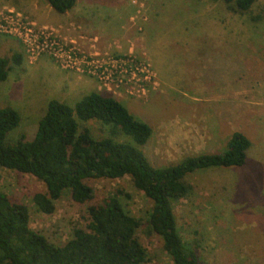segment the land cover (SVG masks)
Returning a JSON list of instances; mask_svg holds the SVG:
<instances>
[{
	"label": "rangeland",
	"instance_id": "obj_1",
	"mask_svg": "<svg viewBox=\"0 0 264 264\" xmlns=\"http://www.w3.org/2000/svg\"><path fill=\"white\" fill-rule=\"evenodd\" d=\"M6 8L47 27L70 48H81L87 61L107 60L105 53L117 59L131 55L144 57L152 70L144 95L126 93L131 83L114 94L98 78L65 70L51 56L30 62L16 38L0 36V57L23 54L22 64L13 62L7 80L0 83V108L13 107L21 115L8 144L22 135L34 138L49 101L74 106L92 92L119 99L152 127L153 135L142 148L157 167L202 153H223L232 134L240 131L252 142L245 165L189 175L193 189L173 207L183 241L197 250L202 264H264V0L247 12L224 0H77L65 14L48 0H0V10ZM80 126L96 138L112 135L110 125L101 122L80 121ZM114 138L134 143L123 133ZM86 182L94 189L92 202L118 195L142 219L138 235L148 252L145 264H174L148 223L151 200L129 176ZM46 190L31 174L0 169V192L27 205L31 228L63 246L76 228L88 224L89 203L75 202L68 190L56 201L55 211L46 214L33 201Z\"/></svg>",
	"mask_w": 264,
	"mask_h": 264
},
{
	"label": "trees",
	"instance_id": "obj_2",
	"mask_svg": "<svg viewBox=\"0 0 264 264\" xmlns=\"http://www.w3.org/2000/svg\"><path fill=\"white\" fill-rule=\"evenodd\" d=\"M224 1L247 12L257 0ZM48 2L60 14L77 4V0ZM13 62L22 64L23 54L0 57V83L7 80ZM80 121L110 125L112 135L96 138L90 129H81ZM20 123L15 108H0V169L31 174L45 184L46 192L33 197L39 211L52 214L56 201L70 190L75 202L89 203V219L85 228H76L72 238L58 246L31 228L27 205L0 192V264H145L148 252L138 235L142 219L133 216L118 195L92 202L94 189L86 182L126 176L151 200L148 223L173 263L202 264L197 250L183 241L173 202L191 193L189 175L213 167H241L252 146L244 133L235 131L223 153H202L166 167L154 166L142 148L153 135L152 127L136 119L119 99L100 92L88 94L74 106L49 101L34 138L22 135L8 144V134ZM121 133L134 143L115 140Z\"/></svg>",
	"mask_w": 264,
	"mask_h": 264
},
{
	"label": "built area",
	"instance_id": "obj_3",
	"mask_svg": "<svg viewBox=\"0 0 264 264\" xmlns=\"http://www.w3.org/2000/svg\"><path fill=\"white\" fill-rule=\"evenodd\" d=\"M0 36L16 38L23 45L30 62L43 55L51 56L65 70L87 73L98 78L101 85L114 94L121 91L124 83H131L133 85L126 88V93L140 97L146 93L144 82L152 78L150 64L144 57L136 59L130 55L128 58L117 59L105 53L107 60L87 61L84 55L86 52L81 48H70L68 44L61 43L50 29L37 25L14 8L0 10ZM136 84L140 89L136 88Z\"/></svg>",
	"mask_w": 264,
	"mask_h": 264
},
{
	"label": "crops",
	"instance_id": "obj_4",
	"mask_svg": "<svg viewBox=\"0 0 264 264\" xmlns=\"http://www.w3.org/2000/svg\"><path fill=\"white\" fill-rule=\"evenodd\" d=\"M77 79H80V80H82L85 84L88 82V83H90L91 81H87V79L86 80H83V79H81V77L79 78V77H76Z\"/></svg>",
	"mask_w": 264,
	"mask_h": 264
}]
</instances>
